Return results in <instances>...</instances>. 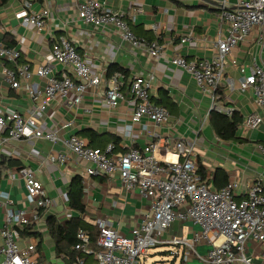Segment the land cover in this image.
<instances>
[{
    "label": "crops",
    "instance_id": "0c3cea01",
    "mask_svg": "<svg viewBox=\"0 0 264 264\" xmlns=\"http://www.w3.org/2000/svg\"><path fill=\"white\" fill-rule=\"evenodd\" d=\"M25 1L30 3L33 10H48L43 29L37 30L33 25L22 22L21 16L26 11ZM98 1L114 12L122 13L136 35L148 41L156 39L162 46L161 53L153 56L144 46H132L121 38L118 29L112 25L97 26L81 21L75 0H8L0 5V45H9L18 50L17 64H27L34 69L50 63L53 71L59 72L63 66L51 57V42L65 37L104 79L116 72L107 74L111 65L125 72L126 76L117 70L122 74L121 89L126 95L125 99L116 107L109 106L104 99V81L97 87L88 88L77 105L67 106L64 100L56 98L49 101L42 111L36 110L38 101L30 97L25 87L14 88L6 80L3 64L7 61L0 59V112L9 114L17 111L21 115H30L41 129H56L62 137L75 133L88 145L90 140L91 145H105L107 142L113 143L115 138L116 154H122L132 147L141 148L151 141L158 144L155 150L159 155L157 159L166 157L174 160L175 156L170 150L164 154L165 148L170 149V145L164 146V140L184 138L193 143L192 159L196 168L200 164L210 172L209 179L205 181L211 188L216 189L212 177L217 169H221L225 171L227 181L237 183L236 199L244 196L246 183L250 180H258L264 191V160L258 149V145L264 142V121L256 128L243 125L248 115L264 114V105L256 106L251 89H238L242 76L248 74L253 63H259L264 55V47L257 43L254 34L238 44L228 56L224 77L235 81L234 90H229L226 82H223L217 91L220 102L231 106L241 118L235 138L226 140L220 138L210 124V96L198 87L190 74L171 62L177 54L187 60L213 55L215 38L225 36L227 28L226 20L220 22V9L213 3L220 0H212V3L203 0ZM238 1L229 0V4L235 8ZM187 35L189 39L182 43L180 38ZM5 65L14 66L9 62ZM139 75L151 78L150 96L153 102L155 99L169 104L166 123L155 125L146 118L139 122L131 121L134 102L127 94V86L132 78ZM29 83L41 89L45 79L32 75ZM72 95L73 92H70ZM66 123L72 125L63 127ZM62 149L60 143L54 144L44 139L10 140L5 147L0 146V190L10 198L12 207L29 208L24 180L18 172L24 166L35 171L50 198V205L41 210V220L33 228L41 234V247H37L39 237L21 235L19 240L21 247L35 245L36 264H59L56 260H64L54 253V241L48 234L46 219L54 216L64 224L69 218L77 216L67 198L68 187L76 175L82 178L83 185L81 202L84 211L78 216L87 222L104 218L120 232L129 234L149 208V199L137 191H127L117 175L83 174L88 162L75 154H68L63 162L48 160L50 153ZM3 158H10L15 163L9 166L2 164ZM8 172L13 174L12 178L8 177ZM221 182L219 180L217 183ZM4 217V211L0 209V229ZM194 228L190 221H174L166 236L185 232L190 235ZM246 247L252 264H264L262 244L249 240ZM199 248L204 251L206 246L200 244ZM181 264L205 263L190 258Z\"/></svg>",
    "mask_w": 264,
    "mask_h": 264
},
{
    "label": "built area",
    "instance_id": "2783aa9c",
    "mask_svg": "<svg viewBox=\"0 0 264 264\" xmlns=\"http://www.w3.org/2000/svg\"><path fill=\"white\" fill-rule=\"evenodd\" d=\"M78 17L93 25H112L118 29L122 39L134 47L144 46L150 55L158 56L162 46L155 39L146 42L137 38L122 13L114 12L98 0H75ZM220 22L226 20L225 36H218L213 42L214 53L210 57L187 60L177 54L171 62L190 74L198 87L210 96V110L231 117L234 109L220 102L217 95L219 86L226 82L229 90H234L235 81L225 79L228 56L234 48L254 34L257 43L264 47V0H239L235 8H228L229 0H220ZM26 11L22 22L41 30L48 17L46 8L33 10L25 1ZM182 36V43L188 40ZM51 57L63 69L54 72L50 63L31 69L27 64H17L19 52L14 47L0 45V59L13 67L3 64V72L12 87H25L33 100L38 101L36 110L42 111L48 102L56 98L64 100L67 106L81 102L83 93L90 87H97L106 81L104 99L111 107H116L126 95L122 91V74L112 73L107 79L91 68L75 45L65 37L53 39ZM234 63V61H233ZM243 72V69L240 68ZM36 75L45 79L43 88H38L29 79ZM151 78L135 76L127 86V94L134 102L130 119L139 122L146 118L155 125H162L169 118L166 107L156 104L150 96ZM238 89H251L257 107L264 105V55L259 63H253L251 71L244 74ZM70 92L73 95L70 96ZM264 114H251L243 125L256 128L263 123ZM71 123L63 127L71 126ZM44 139L54 144L60 143L62 151L48 155V160L63 162L68 154H75L88 162L83 174L117 175L122 186L129 192L137 191L149 199L148 211L142 221L130 229L129 234L119 231L104 218H96L92 223L99 233L96 246L91 245L90 235L79 229L76 233L74 249L89 256L92 262L77 258L73 264H141L140 257L146 249L162 244L180 247L171 252L186 263L195 258L205 264H252L246 244L249 240L264 246V191L258 180L246 183L244 196L236 199L237 183L228 181L220 188H211L196 171L192 159L193 143L184 138L165 139V153L170 150L174 160L155 157L158 144L147 142L141 148L132 147L122 154L114 152V144L104 148H94L75 133L62 137L58 130L45 131L32 116L21 115L14 111L9 114L0 112V146L5 147L10 140ZM264 160V142L258 145ZM4 150V149H3ZM24 180L25 198L29 208L12 207V201L0 190V209L4 211V222L0 229V264H36L37 253L34 244L19 245V229L29 223L38 224L41 210L48 208L50 198L45 187L30 167L18 170ZM13 177L11 172L7 173ZM174 221H190L195 227L190 235L174 234L166 236ZM205 245L201 251L199 245Z\"/></svg>",
    "mask_w": 264,
    "mask_h": 264
},
{
    "label": "trees",
    "instance_id": "16d2710c",
    "mask_svg": "<svg viewBox=\"0 0 264 264\" xmlns=\"http://www.w3.org/2000/svg\"><path fill=\"white\" fill-rule=\"evenodd\" d=\"M7 1L8 0H0V5L5 4ZM36 1H41V0H36ZM131 31L137 38H142L146 42L152 41V40L148 41L143 36L136 35L133 32V30ZM11 44L13 43L11 42ZM7 47L10 48L9 45ZM5 64H7V62H5ZM117 70H120L125 74V72L116 65H111L108 69L107 74H111L112 72L117 71ZM154 102L156 104L163 105L164 107L169 109V104L166 102H160L155 99H154ZM240 122H241V118L237 115L235 111L232 113L231 117H227L226 115H223L213 110L210 113V124L215 130V133L222 139H226V140L234 139L236 129L238 125L240 124ZM116 142L117 140L114 138L113 143L115 144V147L117 146ZM89 145L94 148L96 147L104 148L105 147L104 144L103 145H97V144L91 145V140L89 141ZM1 161H2V164L6 163L7 166L11 165L12 163H15L10 158L9 159L3 158V160ZM196 171L202 180L209 179L208 177L210 176V172H208L202 165L198 164ZM0 176H1V168H0ZM219 180H222V182L217 183ZM212 182H214V184L217 185L216 189L225 185L228 182L225 171L221 169H217L215 174L212 177ZM82 188H83L82 178L79 175L74 176L68 187L67 198H68L70 208L76 211L77 216H73L69 218L64 224L56 220L54 216H49L46 219V226H47L48 234L51 236V238L54 241V253L56 256L63 258L64 259L63 261L65 262V264H73L77 260V258H81L86 261L91 260L89 256H85L80 251L74 249V244L76 242V233L79 229L86 230L90 235L91 245H93L94 247H97L96 240H97V236L99 233L98 228L92 222H87L78 216L79 213L84 211V206L81 202ZM34 225H35L34 223H29L27 225H24L22 228H20L19 231L23 237L24 236L39 237V242L37 244V247L39 248L41 247V244H42L41 234L36 232L33 229Z\"/></svg>",
    "mask_w": 264,
    "mask_h": 264
},
{
    "label": "rangeland",
    "instance_id": "374dc122",
    "mask_svg": "<svg viewBox=\"0 0 264 264\" xmlns=\"http://www.w3.org/2000/svg\"><path fill=\"white\" fill-rule=\"evenodd\" d=\"M155 157L159 158V155L155 153ZM184 235H187V232ZM168 237H171V235H168ZM177 249L180 250V247L177 248L168 243L148 248L145 250L144 255L140 257L141 264H180V257L171 255V252ZM56 262L63 264L62 259H58ZM88 262H92V259Z\"/></svg>",
    "mask_w": 264,
    "mask_h": 264
},
{
    "label": "water",
    "instance_id": "95a60500",
    "mask_svg": "<svg viewBox=\"0 0 264 264\" xmlns=\"http://www.w3.org/2000/svg\"><path fill=\"white\" fill-rule=\"evenodd\" d=\"M203 1L211 2L212 0H203ZM211 3H212V2H211ZM213 3H214V5H217L218 7L221 6V3H220V2H213ZM227 7H228V8H233V7H231L230 5H228Z\"/></svg>",
    "mask_w": 264,
    "mask_h": 264
}]
</instances>
